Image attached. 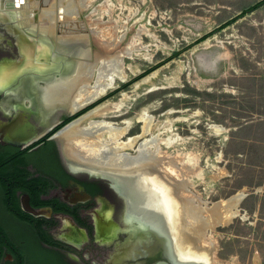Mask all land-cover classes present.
Returning <instances> with one entry per match:
<instances>
[{"label": "rangeland", "instance_id": "obj_1", "mask_svg": "<svg viewBox=\"0 0 264 264\" xmlns=\"http://www.w3.org/2000/svg\"><path fill=\"white\" fill-rule=\"evenodd\" d=\"M258 1L81 0L85 8L77 20L96 26L97 39L109 41L113 53L111 62L95 65L90 85L124 74L108 93L160 65L101 103L105 107L94 120L127 125V135L134 136L143 131L144 118L151 119L147 138L166 140L162 150L191 164L188 192L206 207L241 190V161L231 156L242 148L236 145L237 129L264 118V5L194 42ZM216 223L207 228L205 242L214 245L213 263L254 264L255 240L264 238V208L254 214L239 206L237 217Z\"/></svg>", "mask_w": 264, "mask_h": 264}, {"label": "flooded vegetation", "instance_id": "obj_2", "mask_svg": "<svg viewBox=\"0 0 264 264\" xmlns=\"http://www.w3.org/2000/svg\"><path fill=\"white\" fill-rule=\"evenodd\" d=\"M26 1L0 0V264H142L144 250H131L152 236L133 232L124 197L91 173L100 170L70 159L64 141L52 138L85 114L79 125L96 121L92 109L117 92L85 106L73 93L76 106L59 97L47 108L42 87L73 74L83 44L62 41L59 28L46 33L31 11L26 23ZM79 14L70 29L81 27Z\"/></svg>", "mask_w": 264, "mask_h": 264}, {"label": "bare ground", "instance_id": "obj_3", "mask_svg": "<svg viewBox=\"0 0 264 264\" xmlns=\"http://www.w3.org/2000/svg\"><path fill=\"white\" fill-rule=\"evenodd\" d=\"M25 1L16 0L17 6H21V3H25ZM27 4L28 6L20 9V14L27 18H24L26 23L31 20L27 17V12L31 11L32 14L38 15L37 23L34 22V24L40 25L46 33L54 34L59 28L64 32L63 35H59V39L68 44L75 42L83 44L73 74L49 81L42 87L41 96L47 108L58 107L59 105H56L55 101L59 97H65L63 104L66 106H76L74 104L75 97L69 96L73 93H78L77 105L85 106L87 102L95 100L104 91L114 88L116 77L125 80V75L118 72L107 75L98 84H89L95 65L101 61L111 62L113 53L111 52L112 44L109 41L102 43L97 39L95 35L96 26L92 23L88 26L86 23L80 22V28L70 29V19L85 8L81 0H42V2L29 0ZM92 41H95L94 43L98 46L95 50L93 45L91 46ZM71 100L73 101L71 102ZM101 108V106L98 107L94 115L99 114ZM142 117L139 119L141 122H143ZM80 120L81 118L58 136L64 141L67 156L88 166L96 167L95 170H100L98 172L110 177L116 190L124 197L126 196L130 203L131 212L141 213L144 211L147 217L153 218L154 211L152 210L155 209V206L158 207L155 201L156 195L160 194L163 208L168 214L170 226L175 233V239L182 245L181 251L185 252L189 258L209 259L207 256L209 246L206 244V246L204 244L196 246L194 241L203 237L209 225L211 226L215 222L221 223V221L228 222L237 217V204L242 193L206 207L205 201L203 202L200 196L185 189V187L189 189L188 184L190 183L187 177L191 164L183 160L180 155L173 156L162 150L160 144L166 140H162L157 135L147 138L151 135L149 128L151 119L147 117L144 118L143 131L134 136L127 135L129 129L127 125L119 126L115 122L103 119L91 120L86 125L81 126L79 125ZM105 133L108 135L107 138L104 137ZM121 136L127 137L126 140H119ZM133 148H135L134 153L127 151V149ZM156 166L164 169L173 185L168 187L164 182L158 181V177L165 180L161 176L153 179L149 177L151 171L148 167ZM139 169H143L142 172L146 174V177L148 175L147 181L143 178L144 182L152 184L155 189L151 195L152 198L149 196L145 199L144 196L138 195L133 187V178L141 176L140 172H134ZM175 189L181 198L182 205L176 204L173 196H169V193ZM200 213H203V217H205L202 220L198 219ZM181 216L189 219L188 224L183 223L179 226V220L183 218ZM217 217L219 218L217 219ZM153 222L157 228H160L161 224L157 220ZM182 226L188 229V234L183 233Z\"/></svg>", "mask_w": 264, "mask_h": 264}, {"label": "water", "instance_id": "obj_4", "mask_svg": "<svg viewBox=\"0 0 264 264\" xmlns=\"http://www.w3.org/2000/svg\"><path fill=\"white\" fill-rule=\"evenodd\" d=\"M11 7L13 8L12 3H11ZM44 37H45V35H44ZM68 57H70V55H68ZM68 57H66V60H65L66 62H69ZM96 107L97 106H95L92 109V111ZM85 115H87V114H85ZM82 117L83 116L75 118L72 121L68 122L66 125L59 128L52 135V138H57L70 125H72L74 122L78 121ZM148 169L151 171V174H150L151 176L149 175V177L151 179L157 178L158 176H161L166 181L160 179V177L157 178L158 181L164 182V184L167 185L168 187L173 185V183L169 179L168 175L164 172V169H161L160 166L148 167ZM142 171H143V169H139V170L134 171L136 173L140 172L141 176L140 177H134L133 178L134 180H132L133 181L132 184H133V187L135 188L136 192L138 193V195H141V196H144V198L145 197L147 198L155 192V189H154V187H152V184H148V183L144 182V179L147 181L148 175L146 177V174H144ZM91 173L94 176L110 183V185L114 189H116L112 183L111 178L108 177L107 175H105L104 173H101V172H91ZM185 189L188 190V187H185ZM170 195L173 196V199H175L176 204L182 205L181 204L182 202L180 201L181 198L179 197L178 193L176 192V189L172 193H169V196ZM121 196L124 197V195H121ZM151 198H152V196H151ZM124 199H125L126 203L128 204L129 209H130L129 219L132 221L133 232H136V233L142 232L143 233L144 231H146L149 236H152V238H151L152 241H149L147 243V245L140 248V246L138 244L135 249L131 250V251H136L137 254L141 252V249L144 250L141 252L142 256L145 255L144 259H142V264H214L213 263V254H212L213 249H214V247H213L214 245L212 242H208L207 246H209V252H208L207 256L209 259H206V260H203V259L198 260L194 257L189 258V256L188 257L186 256L185 252L181 251L182 245H180L178 243V240L175 239V233L170 226L168 214L165 211V209L163 208L160 194L156 195V199L154 198L156 203H157L156 205H158V207L155 206L154 207L155 209L152 210V211H154L153 212V214H154L153 218L147 217L144 214V211H141V213L140 212H131L129 201L126 199V197H124ZM219 201H217V202H219ZM165 203H167V202H165ZM239 203H238V205H239ZM208 207H210V206H208ZM238 211H239V208H238ZM203 216H204L203 213H200L198 216V219H200V220L204 219L205 217H203ZM181 217H183V216H181ZM156 220L158 221V223L161 224V225L159 224L160 228H157L155 222H153ZM188 222H189V219L187 220V217H183L182 219L180 218L179 226L183 223L188 224ZM207 228L203 234V237L194 241V244H196V246H199L198 244H204L205 245V242L207 239V234H206ZM182 230H183V233L184 232L187 234L189 233L188 229H186L184 226H182ZM137 248H140V249L137 250Z\"/></svg>", "mask_w": 264, "mask_h": 264}, {"label": "crops", "instance_id": "obj_5", "mask_svg": "<svg viewBox=\"0 0 264 264\" xmlns=\"http://www.w3.org/2000/svg\"><path fill=\"white\" fill-rule=\"evenodd\" d=\"M259 113L264 114L261 111ZM248 124L245 123L237 129L236 145L237 147L241 145L242 148L231 151V154H234L231 156L237 158L236 162L241 161L242 166V171L237 176L241 181L239 186L241 190L234 195L242 193L238 208L240 206L245 212L259 214L264 208V118L252 121L250 126ZM249 128L250 136L247 134ZM245 188H252V192L246 193ZM252 258L254 264H264V238L259 237L255 240Z\"/></svg>", "mask_w": 264, "mask_h": 264}, {"label": "trees", "instance_id": "obj_6", "mask_svg": "<svg viewBox=\"0 0 264 264\" xmlns=\"http://www.w3.org/2000/svg\"><path fill=\"white\" fill-rule=\"evenodd\" d=\"M262 5H264V0H260L254 4H252L251 6L243 9L241 11V13H239L238 15L234 16L233 18L223 22L218 28L214 29L213 31L211 32H208L206 34H204L203 36H201L200 38L196 39L194 44H198V43H201L203 41H205L207 38H209L212 34H214L215 32H218L220 30H222L223 28L229 26L230 24L234 23L235 21H237L239 18L243 17L245 14L247 13H250L252 11H255L256 9L260 8ZM180 53L179 51L178 52H175L171 57L168 58V60H171L172 58L178 56ZM160 65H156V66H153V67H150L148 68L143 74H141L138 78H134V79H131L130 81H127L126 83H123L118 89L115 90V92H118L119 90L129 86L130 84H132L134 81L138 80L139 78L149 74L150 72H152L153 70H155L156 68H158ZM103 99H101L102 101ZM99 101V102H101Z\"/></svg>", "mask_w": 264, "mask_h": 264}]
</instances>
